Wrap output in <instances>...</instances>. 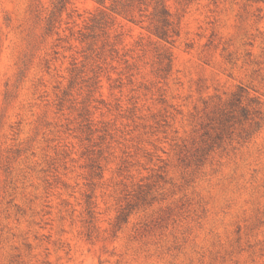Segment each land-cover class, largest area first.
<instances>
[{
  "label": "rangeland",
  "instance_id": "obj_1",
  "mask_svg": "<svg viewBox=\"0 0 264 264\" xmlns=\"http://www.w3.org/2000/svg\"><path fill=\"white\" fill-rule=\"evenodd\" d=\"M59 1L0 0V264H264V0Z\"/></svg>",
  "mask_w": 264,
  "mask_h": 264
},
{
  "label": "trees",
  "instance_id": "obj_2",
  "mask_svg": "<svg viewBox=\"0 0 264 264\" xmlns=\"http://www.w3.org/2000/svg\"><path fill=\"white\" fill-rule=\"evenodd\" d=\"M63 0L59 1L62 2ZM104 10L109 9L117 14L123 15L129 20L137 23L149 21L147 28L162 38L170 36L171 26V11L167 5V0H95ZM102 10V18L105 16V11ZM240 87L234 93L230 104L235 106L241 104L240 112L247 117L249 115V108L243 104L242 92ZM254 99H251L253 101ZM238 107V106H237ZM239 108V107H238ZM233 110H221L219 118V132L216 139H221L224 130L228 129L235 118L236 114H232Z\"/></svg>",
  "mask_w": 264,
  "mask_h": 264
}]
</instances>
